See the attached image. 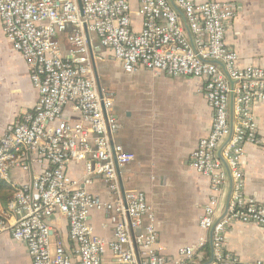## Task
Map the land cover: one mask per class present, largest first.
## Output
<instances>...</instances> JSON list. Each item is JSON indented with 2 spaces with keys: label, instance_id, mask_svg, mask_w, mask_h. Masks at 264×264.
<instances>
[{
  "label": "built area",
  "instance_id": "2783aa9c",
  "mask_svg": "<svg viewBox=\"0 0 264 264\" xmlns=\"http://www.w3.org/2000/svg\"><path fill=\"white\" fill-rule=\"evenodd\" d=\"M236 16V5L221 0H139L137 9L130 0H0L4 32L40 94L0 136V179L8 182L14 169L27 171L35 161L45 164L30 183L16 186L9 206L14 221L0 215V234L24 241L32 264H201L193 245L180 246L172 258L159 250L146 193L123 185L121 169L135 154L116 140L114 98L97 66L105 49L125 72L144 68L203 82L214 119L191 166L210 180L200 217L212 234L205 264H264L225 251L233 224L264 227V204L246 198L242 165L245 146L261 143L254 103L264 101V63L240 65L227 42ZM79 163L83 174L75 176L72 166ZM97 181L108 198L89 190ZM58 213L68 220V243L51 241L50 219ZM95 213L113 228L112 238L97 233Z\"/></svg>",
  "mask_w": 264,
  "mask_h": 264
},
{
  "label": "crops",
  "instance_id": "0c3cea01",
  "mask_svg": "<svg viewBox=\"0 0 264 264\" xmlns=\"http://www.w3.org/2000/svg\"><path fill=\"white\" fill-rule=\"evenodd\" d=\"M130 1L133 9L139 7V0ZM221 1L237 7L227 42L238 52L240 65L264 63V0ZM97 66L98 70L113 68L110 78L114 91L110 92L120 122L116 140L135 154V160L121 169L122 182L127 188L146 193L157 219L159 250L172 258L180 246L193 245L196 261L208 263L212 258V234L200 227V217L211 195L210 180L191 166L192 153L199 140L211 131L214 119L203 93V82L144 68L125 72L105 49L98 54ZM39 97L30 67L8 40L0 17V136L32 110ZM254 112L261 143L245 146L244 192L247 199L264 204V101L254 103ZM44 167V163L35 161L27 171L14 169L10 173V180L0 188L1 216L14 221L9 206L16 186L30 183ZM83 169V163L75 164L72 173L82 176ZM231 189L229 179L223 194L225 206ZM89 190L105 198L109 196L101 181L89 186ZM92 221L98 234L112 238L113 228L103 215L95 213ZM50 222L52 243L58 239L68 243L67 218L58 213ZM225 251L245 263L264 260V227L233 224L226 232ZM0 264H32L27 244L14 239L9 232L0 234Z\"/></svg>",
  "mask_w": 264,
  "mask_h": 264
},
{
  "label": "rangeland",
  "instance_id": "374dc122",
  "mask_svg": "<svg viewBox=\"0 0 264 264\" xmlns=\"http://www.w3.org/2000/svg\"><path fill=\"white\" fill-rule=\"evenodd\" d=\"M111 70H113L112 67L110 68H106V69H101L99 70V73H100V79H101V83L103 84L104 88L106 89H109V91H114V86L112 85V82H111ZM51 241H52V238H51Z\"/></svg>",
  "mask_w": 264,
  "mask_h": 264
},
{
  "label": "water",
  "instance_id": "95a60500",
  "mask_svg": "<svg viewBox=\"0 0 264 264\" xmlns=\"http://www.w3.org/2000/svg\"><path fill=\"white\" fill-rule=\"evenodd\" d=\"M230 195H231V192H230V194H229V198H228V201H227L226 206H225L224 214L226 213V211H227V209H228Z\"/></svg>",
  "mask_w": 264,
  "mask_h": 264
},
{
  "label": "trees",
  "instance_id": "16d2710c",
  "mask_svg": "<svg viewBox=\"0 0 264 264\" xmlns=\"http://www.w3.org/2000/svg\"><path fill=\"white\" fill-rule=\"evenodd\" d=\"M4 184H5V181H3V180L0 179V188H1L2 186H4Z\"/></svg>",
  "mask_w": 264,
  "mask_h": 264
}]
</instances>
